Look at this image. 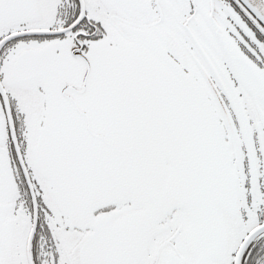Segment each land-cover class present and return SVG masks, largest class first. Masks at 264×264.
<instances>
[{
	"label": "snow or ice",
	"instance_id": "1",
	"mask_svg": "<svg viewBox=\"0 0 264 264\" xmlns=\"http://www.w3.org/2000/svg\"><path fill=\"white\" fill-rule=\"evenodd\" d=\"M0 264H264V0H0Z\"/></svg>",
	"mask_w": 264,
	"mask_h": 264
}]
</instances>
